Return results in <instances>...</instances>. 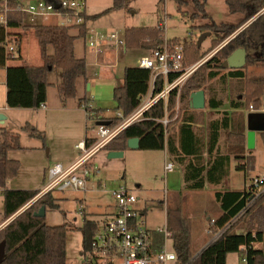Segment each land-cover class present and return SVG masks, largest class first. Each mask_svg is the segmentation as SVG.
I'll list each match as a JSON object with an SVG mask.
<instances>
[{"label":"trees","instance_id":"1","mask_svg":"<svg viewBox=\"0 0 264 264\" xmlns=\"http://www.w3.org/2000/svg\"><path fill=\"white\" fill-rule=\"evenodd\" d=\"M133 0H113L111 7L104 11L88 15L82 13L84 23L80 25L65 26L59 24H37L31 22L25 12L18 10L21 0H0V7H8L9 30L0 25V68H6V103L10 108H40L47 100V88L50 84L48 76L55 70H60L62 80L58 88L64 99L75 94L76 80L85 74L86 60L75 55V40L86 38L87 22L96 20L113 11L126 8ZM177 10L189 20L202 18L204 22L198 25L199 32H210L215 35L211 40L210 48L200 53V44L196 40L171 38L167 43L175 46L182 44L183 55L187 64L200 61L210 50L219 45L227 37L234 34L240 27L246 24L242 30L235 33L220 50L210 59L198 67L186 80L180 90V101L187 100L194 91L203 89L210 96L208 106L218 108L222 103L216 99L212 80L218 79L221 86H226L228 80H234L238 86L241 98L232 100L234 108H241L244 102L258 109L261 106V97L264 92V75L247 78L245 69L253 65L264 67V0H225L228 10L232 14H240L242 18L237 23L216 22L208 13L207 0H173ZM194 27V26H192ZM32 29L38 40L42 64L40 65H8L6 46L12 42V37H17L18 48L21 40L14 29ZM71 29H77L72 33ZM164 32L160 25L155 26H131L124 30V43L127 48H143L150 53L164 45ZM238 48L246 49L247 62L244 69L229 70L222 73L223 64L227 58ZM52 49V52H50ZM150 70L136 67H127L124 80L113 90V98L116 101V110L122 114L120 117L101 119L108 122V126L119 123L123 117L128 116L140 104L142 98L148 93L150 87ZM171 79V77L169 78ZM232 84V83H231ZM230 84V85H231ZM164 85V77L160 76L156 83L155 91H159ZM177 91L173 90L168 99L166 110L174 109L176 105ZM189 103L180 108L179 117L182 118L180 126V149L175 146L174 139L168 136L167 143L177 149L179 161L188 157L185 165L184 177L187 187L192 190L202 189L204 186V174L212 183H220L229 173V155L216 154L209 158L207 165L203 162L201 153L203 145L195 136L191 122L195 121V115L187 113ZM100 108L92 109L87 115L88 120H96ZM165 115L163 101L157 102L146 113L145 118L137 121L112 139L103 149L108 151H125L128 148V140L138 137L140 149L161 150L166 146L161 123L155 119ZM181 117V118H180ZM228 127V118L223 121L213 120L209 134V154L215 151L221 128ZM31 137L45 140L44 131L36 126L26 123L21 128ZM88 144L95 137L86 138ZM227 141L234 154L236 169L248 172L254 166L251 156L244 155L245 136L244 128L239 131L229 132ZM21 147L20 132L11 131L0 126V189L2 196V212L0 224L18 213L40 190L38 189H13L7 188L8 179L17 176L20 170V161L9 158L11 150ZM222 215L216 219L212 226L216 231L223 227L232 218L243 211L237 221L231 224L219 238L211 241L201 250L191 264H226L230 253H238L242 259L246 258V264H264V251L255 248L254 244L261 242L264 237V190L253 187L244 189H226L215 192ZM41 207L45 208V216H36ZM60 202L54 192H48L39 198L34 204L24 209L10 220L0 230V242L5 241L6 255L0 264H67V224L49 225L46 222L48 211L60 210ZM80 211L85 213L84 207ZM182 211L176 207L167 208V228L171 232L173 250L181 263H186L193 257L190 232V220L182 216ZM99 222L83 215V222L79 228L82 240L83 257L91 249V242ZM159 245L163 239L159 237Z\"/></svg>","mask_w":264,"mask_h":264},{"label":"crops","instance_id":"2","mask_svg":"<svg viewBox=\"0 0 264 264\" xmlns=\"http://www.w3.org/2000/svg\"><path fill=\"white\" fill-rule=\"evenodd\" d=\"M22 1L26 2L25 0ZM112 4L113 0H111L110 4H108L107 6L100 8L99 6L90 3L89 0L88 6L86 3L85 12L88 15L97 14L104 11L106 8L111 7ZM123 10L124 8L113 10L96 20H90L91 22H87V35L90 30H95L96 32H98V35L103 38L101 52L96 53L92 47H89L86 42L87 38H81L82 41H79V38L75 40V55L86 60V71L84 75L77 78L75 94L73 97L67 99L63 98L62 93L58 88V84L62 80L61 73L59 75V72L57 71V73L55 74L56 77L53 80L51 79V76L53 74L51 72L48 76L50 84L47 88V100L44 103L45 108H10L6 103V68H0V126L14 132H20L21 141V147L16 150H11L8 154L9 158L19 160L21 166L17 176L8 179L6 183L7 188L10 187L13 189L38 190L42 189L46 182L47 169L51 165L57 162L62 163L63 165H69L73 163L78 157V151L75 148V144L87 137H97L98 130L96 135H90L94 128H97V123L100 122L101 119L106 120L117 116V103L113 98L114 88L123 83L124 73L127 67L138 66L139 58L150 54L149 50L143 48H127L125 46L124 30L127 27L131 26L128 24L127 15L125 13H122ZM208 13L213 19H215L213 17V14H211L209 11ZM160 18L163 21H161L160 24L162 23L164 25L165 28L163 29V31H165L167 17L166 15H162L160 16ZM45 19L49 21H55L56 23H58V21L60 20L59 25H64V20H61L62 18L56 15L45 17ZM157 24L159 23L157 22ZM243 28H241L240 30H242ZM14 31L21 40V45L20 48L17 49V58L15 60H8L7 64H42L38 40L34 35L33 30L18 28L14 29ZM77 31V29H71L72 33L76 34ZM113 33H117V37L114 39H110L109 37ZM206 37L203 39H206ZM174 38L180 37L175 36ZM191 39L195 40L192 37ZM178 45L182 46V44ZM211 52L212 51H210L209 53ZM209 53L202 59L207 57ZM244 67L242 69H244ZM229 70L234 69L224 68L222 73H227ZM245 74L247 78L264 75V67L262 65L250 66L245 69ZM212 82L215 85V89L211 90V92L215 93L216 99L221 100L222 103L218 108H212L208 106V97L210 96V93L208 94V91L206 92V90V103L204 108H192L190 105V97L187 100L180 101V107L182 108L186 105V103H189V108H183L182 113L186 109L187 113L195 115V121L191 122V125L195 136L200 139L203 145L201 157L203 158V162L206 165L209 161V158H214L216 154L229 155V173L224 178V180L218 184L212 183L204 174L205 182L202 189L192 190L187 187V183L184 177V169L186 163L189 161V158H192L188 157L187 159H185V162L179 161V154L177 149H180V126L183 123L181 117V119H178L176 122H172L170 124L168 128V134L165 137L166 146L164 149L146 150L163 152L162 158L160 157L161 154L159 155L160 163L163 164V170L166 162L172 161L175 164L174 171L166 173L164 170L165 175L174 173L177 168H180L182 172L183 187L189 191L186 193L185 201L182 203L181 199L178 198L177 195H174L173 192L169 191V189L166 188V207L179 208L184 216L188 215L190 211L198 209L199 211H201V215L198 219H200L202 215H204V217H206V221H209L210 218L218 219L223 213L215 197L216 191L226 189H244L248 187L245 186V183L250 178L252 179L253 177L264 174V111L260 109L256 111H248V109H243V107L248 106L245 102L241 106V108H234L232 106L233 99L237 100L238 97L239 99L241 98V94H239V90L236 87L234 80H228V83L225 87L219 84L220 81H218L217 78L212 80ZM85 102H89L92 106V109H101L98 118L96 120H93L95 125L91 127L89 126L90 120L87 119L86 111L83 108V104ZM225 116L228 118V127L220 129L215 151L212 155H210L208 148L211 123L213 120L223 121ZM26 123H30L36 126L39 130L44 131L45 140L43 141L40 138L31 137L27 132L22 131L21 128ZM71 123L73 125H71ZM241 127L244 128L245 136L244 155L251 156L254 161L253 168L248 172L236 169L234 154L232 153L227 141V135H229V132H238ZM250 130H253L255 133L254 147L252 148H249L247 145V134ZM53 131H55L59 140L52 143L49 141V136ZM169 135L173 137L177 149L172 148L168 145L167 138ZM132 149L133 148H130V150ZM136 149H140V147ZM106 152L109 153L108 150H106ZM125 152L126 151H124V153ZM98 153H96L94 157ZM151 154L152 152L148 153L149 159L152 158ZM94 157L92 158V163L94 166H96ZM252 172L253 174H251ZM240 174H242L244 178L243 187L237 186L236 184V180ZM14 180H17L15 181V186H11V184L14 183ZM168 184L172 183L168 181ZM102 187L103 184L101 182V179H99L98 188L88 192H96ZM137 187H140V185H138ZM70 192L72 193L71 199L78 200L81 204L85 201V199H79L80 197L86 196L85 194L80 195L75 194L73 191ZM139 200L140 197H138V202ZM65 201L69 202L70 198L65 197ZM138 207L146 215V208L144 206ZM59 211H61V209ZM84 211L85 213L81 211L83 215H87L86 208H84ZM1 212L2 210L0 211V213ZM114 212L115 199L113 196V203L106 208L104 219L102 221L95 220L93 217H91L90 219L95 220L99 222V225H102L105 221L112 217ZM76 221L77 219L74 218L75 223ZM208 221L206 225L203 226V233H201V235L194 234L193 236L191 233L192 246L196 242L198 247L197 250L200 249V252L212 241L213 236L210 235L207 229ZM165 224H167V213ZM151 229L157 228L151 227ZM155 236L157 240L159 239V237L163 238L160 233L155 232ZM169 241L172 240L170 239ZM254 246L255 248L264 251V237L261 242H258V244L255 243ZM171 248L173 249V244ZM79 255H81V258H76L75 260H73V264H83L82 251L79 252ZM67 264H70L68 255Z\"/></svg>","mask_w":264,"mask_h":264},{"label":"built area","instance_id":"3","mask_svg":"<svg viewBox=\"0 0 264 264\" xmlns=\"http://www.w3.org/2000/svg\"><path fill=\"white\" fill-rule=\"evenodd\" d=\"M7 0H4L6 3ZM22 1V0H21ZM17 6L18 10L25 12L29 21L35 22L39 17L56 15L64 20L65 26L80 25L84 23L82 13L85 12V0H25ZM35 1V2H34ZM163 22V21H162ZM0 25L6 31L9 30L8 7H0ZM164 29V25L160 24ZM117 37V33L110 35V39ZM87 45L92 47L96 53L102 51L103 38L95 30H90L87 35ZM12 42L6 46L9 60H15L18 53V40L13 36ZM120 42V41H119ZM226 44V43H225ZM224 44V45H225ZM222 47V45H221ZM218 49L209 53L207 57L188 67L183 68V47L181 45H164L152 53L142 56L138 60V66L149 69L150 87L148 93L142 98L138 107L128 116L114 126L98 125V136L88 144L86 138L78 141L75 148L78 151L77 159L69 164L54 163L47 169L46 182L44 187L18 212H22L34 204L39 198L48 192L73 191L75 194L84 195L88 191L98 188V169L92 163V158L102 150L112 139L131 124L145 118V113L157 102L163 101L165 105V115L155 119L161 123L164 137L168 134V128L174 120L179 117L180 112V90L191 74L202 65L208 58L212 57ZM164 77V85L159 91H155L157 80ZM171 77V79H169ZM176 90V105L172 110H166L170 93ZM40 107L45 108L42 104ZM86 115L92 112L89 102L83 104ZM243 109L256 111L253 104ZM260 110L264 111V92L261 98ZM122 116L117 112V117ZM164 170L166 173L175 170L172 161L166 162ZM260 188L264 190V174L253 177L247 188ZM115 199V212L107 221L99 225L91 242V249L83 257V264H191L197 255H194L186 263H181L175 251L169 248L168 242L171 239V232L167 224L157 229L147 227L145 213L137 206L138 197L124 185H120L113 190ZM243 211L232 218L223 227L213 230L216 222L215 218L208 221V232L212 234V241L219 238L232 223L237 221ZM17 213L14 215L16 216ZM14 218V217H12ZM12 218L4 222V227ZM156 233L163 236V242L159 245ZM242 261L246 263V258Z\"/></svg>","mask_w":264,"mask_h":264},{"label":"rangeland","instance_id":"4","mask_svg":"<svg viewBox=\"0 0 264 264\" xmlns=\"http://www.w3.org/2000/svg\"><path fill=\"white\" fill-rule=\"evenodd\" d=\"M35 2V1H34ZM88 6L89 0H85ZM111 0H90V3L99 6L100 8L110 4ZM207 11L213 14L214 20L218 23H237L241 20L242 15L232 14L228 10V6L225 0H207L206 4ZM122 13L127 15L128 24L130 26H151L156 25L157 22L160 24L162 21L160 16L166 15V29L164 32V39L166 42L169 38L180 37L181 39L194 38L199 41L203 33L199 32L197 28L201 25L204 20L202 18L194 19V21L189 20L181 12L177 10V5L173 0H133L130 5L124 8ZM160 18V19H159ZM63 20V19H61ZM92 21V20H91ZM90 21V22H91ZM250 21L240 27L235 33H237L241 28L247 25ZM37 24H59L55 21L46 20L44 16L39 17L36 21ZM158 24V25H159ZM194 26V27H192ZM208 32V31H206ZM192 35H191V34ZM235 33L227 37L223 42L214 47L212 50H216V53L220 50L221 45L223 46L230 39L235 36ZM191 35V36H190ZM215 38L214 34H211L202 39L200 46V53L207 51L211 46V40ZM82 41L81 38L78 39ZM170 46V43H167ZM34 50V49H33ZM52 52V49H50ZM198 61L187 64L183 55V68L187 69ZM60 70H55L52 73L51 79H55V74ZM238 87V86H236ZM262 98V97H261ZM250 105V104H249ZM248 105V106H249ZM261 106L258 107L260 109ZM71 125H73L71 123ZM94 121H89V126H93ZM97 128L90 133V135L97 134ZM59 138L55 131L49 136L50 142H56ZM126 152L122 157L109 158L108 152L106 150L100 151L95 157L94 162L98 169V177L101 179L103 187L96 192H87L84 197L79 199H85L81 204L78 200L71 199L72 193L70 190L64 192L55 191V196L58 198L61 206V211H48L46 222L49 225H60L67 224L69 227L68 232V246L67 255L70 260V264H73V260L76 258H81L79 252L82 251L81 246V232L79 228L83 222V213L80 211L81 207L86 208L87 217H93L95 220L102 221L104 219L106 208L113 203L112 192L120 185L126 186L128 189L134 191L137 197H140L137 206H144L146 208L145 221L149 228L162 227L166 223V211H167V197L165 194V189L168 188L169 191L173 192L181 199L182 203L185 201L186 193L189 192L183 187L182 172L180 168H177L174 173L165 175L163 170V164L160 163L159 155L161 158L163 152L161 151H146L142 149H132L127 148ZM152 152V158H148V153ZM237 174V173H236ZM239 174V173H238ZM253 174V172L251 173ZM251 179V178H250ZM250 179L245 183L248 186ZM14 183L11 186H15ZM170 181L172 184H168ZM22 184V183H20ZM180 184V185H179ZM237 186H244L243 175L240 174L236 180ZM140 185V187H137ZM10 188V187H9ZM15 188V187H14ZM165 194V195H164ZM65 197L70 198V201H65ZM171 205V203H170ZM2 210V196L0 189V211ZM198 209L190 211L188 215L183 217H188L190 220V232L192 235H201L203 233V226L206 225V217L201 215ZM74 218L77 219L76 223ZM1 219V213H0ZM4 222L1 225H3ZM208 228V227H207ZM1 230V229H0ZM212 236V234H210ZM258 244V243H257ZM169 248L172 247V241L168 242ZM193 256L197 255L200 251L197 250V243L195 242L192 246ZM226 264H245L239 257L238 253H230L227 256Z\"/></svg>","mask_w":264,"mask_h":264},{"label":"water","instance_id":"5","mask_svg":"<svg viewBox=\"0 0 264 264\" xmlns=\"http://www.w3.org/2000/svg\"><path fill=\"white\" fill-rule=\"evenodd\" d=\"M210 34H211L210 32H204L201 39L198 41L199 44L201 43L203 38H205L206 36H209ZM247 55L248 54H247L246 49L244 48L236 49L224 62L223 68L242 69L246 65ZM205 103H206V98H205V91L203 89L194 91L190 94V105L192 108L194 109L204 108ZM106 124L108 123L105 121H100L97 123V125H106ZM254 140H255L254 131L253 130L248 131L247 145L249 148L254 147ZM139 143H140V139L138 137L130 138L128 140V148H133V149L139 148L140 147ZM123 155H124V151H109L108 153L109 158L122 157ZM45 214H46V211L44 207H41L40 211L35 213L36 216H45ZM12 217H15V216H12ZM2 228L3 227H0V229ZM5 244H6L5 241L0 242V262L5 258V255H6V245Z\"/></svg>","mask_w":264,"mask_h":264}]
</instances>
